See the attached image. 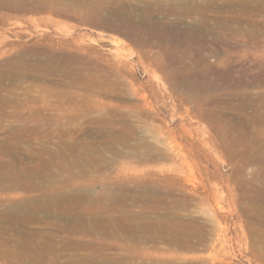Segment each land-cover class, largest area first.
I'll return each instance as SVG.
<instances>
[{
	"label": "rangeland",
	"instance_id": "374dc122",
	"mask_svg": "<svg viewBox=\"0 0 264 264\" xmlns=\"http://www.w3.org/2000/svg\"><path fill=\"white\" fill-rule=\"evenodd\" d=\"M63 4L73 5L75 17L53 15L50 21L46 19L49 22L34 23L27 15L0 25V51L5 53L0 56V68H8L4 76L0 70V183L2 177L9 185H0V264L51 263L32 260V253H43L42 247L26 249L17 244L19 228L35 233L30 243H43L48 234L55 237L53 246L61 256L51 255L56 261L51 264H65L72 255L90 259L75 264H264V176H260L264 175V0H63ZM23 53L30 54L24 60L28 64L38 57L55 62H40L46 65L42 69H20L17 56ZM147 112L155 118L148 119ZM102 117L127 124L93 123L94 118ZM117 128L131 132L127 143H114L122 155L103 146ZM100 129L109 132L107 138L98 136ZM147 143L162 151L154 150L155 160L149 162ZM180 154L190 159L184 161ZM260 154L263 161L257 164ZM76 158L91 162V169L79 182L83 189L91 188L94 197L103 185L114 188L119 178L127 183L133 180L128 185L136 189L142 182L158 178L165 190L175 188L174 192L187 194L188 206L179 205L176 215L200 227L203 244L188 250L143 237H122L121 233L116 238L78 232L71 214L65 212L67 205L60 200L51 208L64 212L60 218L39 213L40 222L13 223L2 217L6 208L22 214L17 203L50 196L60 186L51 177L31 176L29 182L24 176L27 185L20 187V174L46 173L47 164L50 172L60 171ZM259 169L263 171L253 175ZM66 175L64 171L63 180ZM193 183L200 186L198 193H194ZM32 185L39 188L29 187ZM246 185L257 186V229L246 214L248 197L241 196ZM95 201L82 206L89 213L87 224L93 222L92 212L104 211L99 219L104 216L102 219L112 218L110 221L129 210L147 212L133 199L122 203L108 200L105 204H110L115 215L107 217L106 206ZM146 216H126L124 220L144 222ZM91 242L92 246L101 242L105 252L100 253L96 244L95 250ZM100 255L113 258L94 262Z\"/></svg>",
	"mask_w": 264,
	"mask_h": 264
},
{
	"label": "bare ground",
	"instance_id": "6f19581e",
	"mask_svg": "<svg viewBox=\"0 0 264 264\" xmlns=\"http://www.w3.org/2000/svg\"><path fill=\"white\" fill-rule=\"evenodd\" d=\"M63 0H0V25L5 26L7 24L8 21L11 20L12 22V19H17L18 17L20 16H27V15H30V19H32V22L34 20V23H35V20H40V21H47L46 19H48L49 21L51 20V16H58V17H66V18H73L75 17V15L73 14H76L75 11H74V8L72 7L73 5H64V6H61V2ZM113 3V2H112ZM210 3V2H209ZM69 4V3H68ZM109 5V4H108ZM144 5V4H143ZM133 6V5H132ZM186 6V5H185ZM209 6V5H208ZM82 7V6H81ZM114 7V6H113ZM126 7V6H125ZM128 7V6H127ZM126 7V8H127ZM187 7V6H186ZM109 8V7H108ZM150 8V7H149ZM243 8V7H242ZM84 10V9H83ZM133 10V9H132ZM196 10V9H195ZM110 11V10H109ZM135 11V10H134ZM148 11V10H147ZM162 11V10H161ZM190 11V10H189ZM74 12V13H73ZM85 12V11H84ZM191 12V11H190ZM197 12V10H196ZM225 12V11H224ZM108 14V12H107ZM114 14V13H112ZM78 15V14H77ZM145 15V14H144ZM150 15V14H149ZM191 15V14H190ZM226 15V14H225ZM122 16V15H121ZM134 16V15H133ZM143 16V15H142ZM218 16V15H216ZM230 16V15H229ZM79 17V16H78ZM25 18V17H24ZM112 18V16H111ZM130 18V17H129ZM138 18V17H137ZM143 18V17H142ZM152 18V17H150ZM197 18V17H196ZM79 19V18H78ZM76 19V20H78ZM153 19V18H152ZM150 20V19H149ZM210 20V19H209ZM253 20V19H252ZM47 21V22H49ZM79 21V20H78ZM82 21V20H81ZM126 21V20H125ZM130 21V20H129ZM152 21V20H151ZM150 21V22H151ZM11 22L9 24H11ZM52 22H54L52 20ZM148 22V21H147ZM154 22V21H153ZM254 22V21H253ZM123 23V22H122ZM125 23V22H124ZM143 23V22H142ZM263 23V22H262ZM115 24V23H114ZM149 25V23H147ZM153 24V23H152ZM156 24V23H155ZM8 25V24H7ZM55 25V23H54ZM120 24H118V27H122V26H119ZM1 27V26H0ZM124 27V26H123ZM207 27V26H206ZM194 28V27H193ZM218 28V27H217ZM130 29V28H129ZM135 30V29H134ZM201 31V30H200ZM235 31V30H234ZM120 32V31H119ZM125 34H127L128 36L132 35L130 34L128 31H123ZM137 33V32H136ZM247 33V32H246ZM1 34V33H0ZM133 36V35H132ZM132 38V37H131ZM1 39H0V43H1ZM12 48V47H11ZM7 51V50H6ZM7 53V52H6ZM5 53H3L2 51H0V56L1 55H4ZM30 55V54H28ZM28 55L26 53H23L22 56L19 55L17 56L18 58V66L20 69H25V68H28L29 66H32V68L34 69H42V68H45L46 65H39V63H45L47 64L48 62L50 61H54V59H49L48 57L45 58V60H43L41 57H38V58H35L36 60H34L33 62L31 63H27V62H24V60H28ZM21 56V58H20ZM40 56V55H39ZM30 57V56H29ZM12 58V57H10ZM23 58V59H22ZM51 58V57H50ZM6 60V59H5ZM14 60V59H13ZM22 60V62H21ZM8 61V59H7ZM11 61V60H10ZM9 61V62H10ZM15 61V60H14ZM3 63V62H2ZM17 64V63H16ZM3 65V64H1ZM0 65V67H1ZM14 65V64H13ZM12 65V66H13ZM6 67V66H5ZM2 66V68H0L1 71V74L4 76V75H7L6 72L8 70V68H5ZM29 69V68H28ZM53 69V68H52ZM22 72V71H21ZM19 73V72H18ZM39 73V72H38ZM86 75V74H85ZM16 76V75H15ZM15 78V77H14ZM89 84V83H88ZM98 89V88H97ZM101 91V90H100ZM97 93V92H96ZM104 93V92H103ZM108 94V92H107ZM106 94V95H107ZM66 96V94H64ZM64 97V96H63ZM64 99V98H63ZM64 101V100H63ZM90 102V101H89ZM64 103V102H63ZM6 104V103H5ZM10 104V102H9ZM9 106V105H8ZM7 106V107H8ZM71 107V106H70ZM124 112V111H123ZM120 113V112H119ZM118 113V114H119ZM123 114V113H122ZM117 116V115H116ZM33 117V115H32ZM109 117V116H108ZM124 117V116H123ZM131 117V116H130ZM113 118V117H112ZM147 118L148 119H153L155 118V114H153L152 112H147ZM120 120V119H119ZM122 120V119H121ZM34 121V120H33ZM110 122V124L112 125H121L122 127H124L127 123L125 122V120H122L120 122H117L115 121V119H107L105 117H102V118H94L93 119V123H102V122ZM31 123V122H30ZM29 123V124H30ZM27 124V123H26ZM130 124V123H129ZM28 125V124H27ZM37 125V124H35ZM41 125V124H40ZM39 125V126H40ZM98 125V124H97ZM43 126V125H42ZM45 126V125H44ZM132 126V125H131ZM27 127V126H26ZM29 127V125H28ZM27 127V128H28ZM34 127V126H33ZM113 127V126H112ZM31 128V127H29ZM36 128V127H35ZM115 128V127H114ZM112 128V129H114ZM120 128V127H119ZM126 129L128 127H125ZM146 128V127H145ZM17 129V128H16ZM34 129V128H33ZM39 129V127H38ZM107 130V129H106ZM130 130V129H129ZM36 131V130H35ZM82 131V130H81ZM131 131V130H130ZM135 131V130H134ZM134 131H132L134 133ZM152 131V130H151ZM122 132V133H120ZM127 132V131H126ZM146 132V131H145ZM18 133V132H17ZM109 133V132H108ZM107 131H105V129L103 130H99L97 131V134L98 136H100L101 138L103 137H106L108 135ZM123 132L122 130H119L118 128L115 129L114 131L112 130V133H110V136H112V139L111 140H107L103 143V146L105 148H108V149H112V150H116L114 147V143L116 142H123V143H127V139L130 138L129 136L131 135L129 132V134ZM132 133V134H133ZM52 133H49V135H51ZM81 134V133H80ZM136 134V133H135ZM142 134V133H141ZM137 135V134H136ZM34 136V135H33ZM99 137V138H100ZM41 138V137H40ZM100 138V139H101ZM107 138V137H106ZM22 139V138H21ZM18 140V139H17ZM67 141V140H66ZM103 141V140H102ZM97 142V141H96ZM129 142V140H128ZM43 143V142H41ZM80 143V142H79ZM85 143V142H84ZM102 143V142H100ZM99 143V144H100ZM144 143V142H143ZM69 144V143H68ZM88 144H91L92 146V143H89ZM88 144H85V145H88ZM78 145V144H77ZM128 145V144H127ZM16 146V145H15ZM76 146V145H75ZM138 146V145H137ZM147 159L148 160L147 162L149 161H152L154 159V153L153 151L156 150L157 148L154 147L153 144L151 143H147ZM146 146H145V149H146ZM7 147V146H6ZM10 147V146H9ZM79 147V146H78ZM84 147V146H83ZM102 147V145H101ZM117 147V146H116ZM144 147V146H143ZM15 148V147H13ZM17 148V147H16ZM19 148V147H18ZM31 148V147H30ZM82 148V146H81ZM89 148V147H88ZM130 148V147H129ZM179 148V147H178ZM5 149V148H4ZM42 149V148H41ZM72 149H74V147H72ZM78 149V148H77ZM80 149V148H79ZM86 149V147H85ZM92 149V148H90ZM94 149V148H93ZM103 149V148H102ZM101 149V150H102ZM20 150V149H19ZM38 150V148H37ZM50 150V149H49ZM84 150V148L82 149ZM107 150V149H106ZM160 151V149H157V151ZM21 151V150H20ZM64 151V150H63ZM81 151V150H80ZM93 151V150H92ZM155 151V152H157ZM181 151V150H180ZM259 151V150H258ZM23 152V151H22ZM78 152V151H77ZM91 152V151H90ZM94 152V151H93ZM119 155H122V152L121 150L117 151ZM162 152V151H160ZM158 152V153H160ZM260 152V151H259ZM12 153V152H11ZM21 153V152H20ZM82 153V152H81ZM86 153V152H85ZM157 153V155H158ZM165 153V152H164ZM181 153V152H180ZM78 154V153H76ZM88 154V153H87ZM86 154V155H87ZM126 154V153H125ZM74 155V154H73ZM85 155V156H86ZM183 156V159L184 161L188 160L187 158L190 159V157H187L186 154H180ZM185 155V156H184ZM253 155V154H252ZM259 155V154H258ZM90 157H92L91 155H89ZM105 156V155H104ZM130 156V155H129ZM128 156V158H129ZM159 156V155H158ZM190 156V155H189ZM257 156V155H256ZM255 156V157H256ZM84 157V156H83ZM88 157V156H87ZM167 158L168 155L166 156ZM237 157V156H236ZM242 157V156H241ZM98 158V157H97ZM144 158V157H142ZM253 158V157H252ZM15 159V158H14ZM32 159V158H31ZM50 159V158H49ZM81 158H76L74 159V161H71V163L68 165V167H61L60 171H52L50 172L48 169H50L48 166L49 164H47L46 167H44L43 170H46V173L45 172H37L36 174H20L21 176V180L19 179L20 181V184L19 186L22 187V186H26L27 182H25V177H27V180L29 182H31V178L33 176H39L40 178H43L44 176L45 177H51L52 178V181L54 183H59L60 186L56 189H54L52 192V194H50V196H43V197H40V198H37L36 200L30 202V203H26V202H23V203H17V205H20L21 206V210L23 211L22 214H20L21 211L19 212H15L13 210H10L9 208H6L4 209L3 213H2V217L4 219H6L8 222H13V223H16V222H21V221H25V220H29L31 222H40L42 221L41 218L39 217V213H46V214H51L53 216H51L52 218H60V216L64 213L63 211H60V212H53L51 211V208L52 206H54L57 202V200L64 204V205H67L68 209L65 211L68 214H71L69 216V218H72V224L75 225L72 226L74 227V230H88V231H91L93 233L97 232L99 236H103V234L107 233V234H111V235H116L120 233L123 234L122 237H124V234L125 236H127L128 238H131V239H137V238H145V239H148L150 241H153V242H156V241H162V242H167L168 244H170L171 246H175V247H179V248H183V249H188V250H195L197 248H199L202 244H203V237L201 236V234L199 233V228H197V226L195 225V223H192L191 221L190 222H186V221H181L180 218H179V215H176V209L178 208L179 205L181 204H184L186 206H188V197H187V194H184V193H176L174 192V189L170 190V191H167L165 190L163 187H161L158 183L159 181L158 178L157 180H152L150 179V181H147L146 182H142L144 183L143 186H141V188H132L131 185H128V183H131L130 180H128L129 182L127 183V181L123 180L122 179L120 180V178L118 179V181L114 182L113 184H115V187L114 188H110L108 185H103V190L102 192H99V194L94 197L93 196V192L91 190V188H85L83 189V187H81V183L79 182L80 179H82V177L84 178V176L88 173V168L91 169V165H89V163L91 162H84V161H81L80 160ZM89 159V158H88ZM87 159V160H88ZM91 159V158H90ZM89 159V160H90ZM94 159V157H93ZM145 159V158H144ZM158 159V158H157ZM248 159V157H247ZM257 161L256 163L257 164H261L262 161H263V156H257ZM86 160V158H85ZM86 160V161H87ZM96 160V159H95ZM143 159H141L142 161ZM145 160V161H146ZM155 160V159H154ZM166 160V159H164ZM173 160V159H171ZM194 160V159H193ZM92 161V160H91ZM103 161V160H102ZM195 161V160H194ZM200 161V159H199ZM189 162V161H187ZM185 162V163H187ZM192 164L194 163L196 165L197 160H196V163L195 162H192L190 161ZM255 162V160H254ZM254 162H251V163H254ZM42 163V162H41ZM184 163V164H185ZM200 163V162H199ZM62 164V163H61ZM98 164V162H97ZM150 164V163H149ZM153 164V163H152ZM188 164V163H187ZM190 164V163H189ZM191 164V165H192ZM243 164V163H242ZM250 164V163H249ZM96 165V164H95ZM148 165V164H147ZM233 165V164H232ZM248 165V164H246ZM91 166V167H90ZM109 166V164H108ZM190 165H188L189 167ZM243 166V165H242ZM249 166V165H248ZM95 167V166H94ZM149 169H150V166H148ZM158 167V166H157ZM191 167V166H190ZM98 168V166H97ZM152 168V167H151ZM154 168V167H153ZM172 168V167H171ZM75 169H78V173L75 172ZM101 169V168H100ZM106 169V168H105ZM155 169V168H154ZM173 169V168H172ZM243 169V168H241ZM157 170V169H156ZM159 170V169H158ZM66 171L67 175L65 176L64 180H63V176H61L63 174V172ZM90 171V170H89ZM153 171V170H152ZM162 171V170H161ZM175 172V170H173ZM172 171V172H173ZM238 171V170H237ZM236 171V172H237ZM256 170H254L255 172ZM263 170L262 169H259L258 172H255L253 175H259L260 172H262ZM168 172V171H167ZM173 172V173H174ZM242 172V171H241ZM22 173V172H21ZM112 173V172H111ZM153 173V172H152ZM164 171H163V175H164ZM201 173V172H200ZM6 174V173H5ZM65 174V173H64ZM190 174L191 176L194 175V171L192 168H190ZM249 174V173H247ZM90 175V174H88ZM151 175V174H150ZM239 175V174H238ZM252 175V174H251ZM252 175V176H253ZM257 175V176H258ZM2 176V175H0ZM32 176V177H31ZM162 176V175H161ZM171 177L173 175H170ZM241 176V175H240ZM239 176V177H240ZM254 177V178H257ZM260 176H264V175H260ZM88 177V176H87ZM114 177V176H113ZM160 178V175L158 176ZM163 177V176H162ZM247 177V176H246ZM34 178V177H33ZM32 178V179H33ZM152 178V177H151ZM1 183L0 185L2 186H9L6 184V181L5 179H3L1 177ZM9 179L10 181V178H7ZM72 179L75 180V182H72ZM125 179V178H124ZM148 179V180H149ZM163 179V178H161ZM165 179V178H164ZM71 180V181H70ZM73 180V181H74ZM143 180V179H141ZM146 180V179H145ZM177 180V179H176ZM257 180V179H256ZM13 181V180H12ZM15 181V180H14ZM162 181V180H161ZM166 181V180H165ZM188 181H190L188 179ZM249 181V180H248ZM255 181V180H254ZM16 182V181H15ZM17 182H18V179H17ZM138 182V181H137ZM136 182V183H137ZM170 182V181H169ZM174 182V181H173ZM177 182V181H176ZM245 182V181H244ZM141 183V182H140ZM141 183V184H142ZM162 183H165V182H161V185ZM248 183V182H247ZM66 184V185H64ZM102 184V183H101ZM105 184V183H103ZM109 184V183H108ZM133 184V182H132ZM138 184V183H137ZM166 184V183H165ZM168 184V183H167ZM166 184V185H167ZM173 184V183H172ZM172 184L170 183V186H172ZM176 184V183H175ZM244 184V183H243ZM250 184V183H248ZM63 185V186H62ZM179 185V184H178ZM176 185V186H178ZM252 185V184H251ZM140 186V185H139ZM240 186V185H239ZM247 186V185H246ZM253 186V185H252ZM29 187H36L35 185H32V186H29ZM85 187V186H84ZM173 187V186H172ZM200 186L197 185L196 183H193V190H194V193L197 192L200 190L199 188ZM257 188V186H255ZM36 188H39V187H36ZM67 188V189H66ZM180 188V187H179ZM241 188H242V185H241ZM256 188H252L250 186H247L245 187L243 190H242V193H241V196L243 198H245L246 196L248 197V200H249V203L247 205V208H246V214L249 216L248 219H252V226H255V221L257 220L256 217L258 216V212L256 211V205L258 204V195L256 194V192L258 191ZM184 190V187L183 189ZM187 191V190H186ZM240 191V190H239ZM96 193V192H95ZM240 193V192H239ZM262 193V192H261ZM259 194V193H258ZM263 194V193H262ZM200 196V195H199ZM238 196V195H237ZM261 197V196H260ZM264 197V196H263ZM93 198H95L94 200H96L97 202H103V206H106L103 210H106L107 214L105 216L108 217V214H114L113 209L110 208V204H105L107 203L108 200H111L112 202L116 201V202H125L127 201L128 199H133L134 202L136 204H142L143 207H145V209L147 210L146 211H138V212H135V211H132V210H129L126 214H121L119 216H117L116 218H114L115 220H112L110 221L109 219H112V218H109L108 220L107 219H102V215H101V219H99L100 217V214L101 213H104V211H98V210H95V211H98V212H90V214H92L93 216H91L93 218V222L92 224H87L86 222V215L88 216L89 213H87L86 209L84 210L82 208V206L85 204V203H88L89 201L93 202ZM93 200V201H92ZM240 200V199H239ZM95 201V202H96ZM130 201V200H129ZM245 201V200H244ZM35 202L33 204V206L31 207L32 203ZM30 207H29V206ZM86 205V204H85ZM135 205V204H133ZM171 205H173L172 207H170ZM66 207V208H67ZM86 207V206H85ZM242 207V206H241ZM100 208V207H99ZM98 208V209H99ZM132 208V207H131ZM134 208V207H133ZM142 208V207H141ZM264 208V207H263ZM88 209V208H87ZM92 209V208H91ZM90 209V211H91ZM144 209V208H143ZM241 208H239L240 210ZM134 210V209H133ZM89 212V211H88ZM147 213V216H146V213ZM24 217H23V216ZM65 215V214H64ZM152 215H156L159 217V219L157 220H154L152 218ZM112 215H110L111 217ZM128 216H130L131 218H136V219H142L144 218L145 216L147 217L148 221H144V222H126L124 219H126ZM1 217V216H0ZM89 217V216H88ZM255 217V218H254ZM67 218V219H69ZM91 218V219H92ZM128 219V218H127ZM192 219V218H191ZM208 219V218H207ZM260 219V218H259ZM57 220V219H56ZM60 220V219H58ZM90 220V219H89ZM124 220V221H123ZM92 221V220H91ZM249 221V220H248ZM260 221V220H259ZM258 221V222H259ZM25 223V222H24ZM72 224H68L70 225V228H71V225ZM249 224H250V221H249ZM257 224V223H256ZM65 225V224H64ZM90 225V228H88ZM259 225V224H258ZM59 226V225H58ZM63 227V225L61 226V228ZM68 227V226H66ZM69 228V230H70ZM249 228V226H248ZM57 229V228H56ZM59 229V228H58ZM63 229V228H62ZM61 229V230H62ZM65 229V228H64ZM68 229V228H66ZM73 229V228H71ZM254 229V228H253ZM257 229V228H256ZM60 230V231H61ZM73 230V231H74ZM255 230V229H254ZM18 234L21 235V238H19V240L17 241L18 243L17 244H21V246L25 247L26 249H34V248H43V253L40 252V255L38 253H29L31 254V257L32 255H34L32 258L33 261H36L37 263L40 262H43V263H46V262H49L51 261L52 262H56V261H53L51 260V255L53 256H57L59 255L58 251H55L54 249V238L53 237H49V234H48V237L47 238H44V242L40 243V244H37L36 242L34 243H30V240L33 241V235L35 233L33 232H29L23 228H19L16 230ZM67 232V230L65 231ZM71 232V230H70ZM76 232V231H74ZM79 232V231H78ZM82 232V231H81ZM84 232V231H83ZM90 232V233H91ZM261 232V231H260ZM89 233V232H88ZM258 233V232H257ZM84 234V233H83ZM86 234V232H85ZM96 234V233H95ZM53 235V234H52ZM118 235V237H119ZM43 236V234H42ZM92 236V235H91ZM94 236V235H93ZM110 236V235H109ZM112 236L115 240V237ZM204 236V235H203ZM39 237V236H38ZM111 237V238H112ZM97 238V237H96ZM107 238L108 235H107ZM117 238V237H116ZM126 238V237H125ZM207 238V237H206ZM67 239V238H65ZM121 239V238H120ZM127 239V238H126ZM101 240V239H100ZM125 239H123L122 241H124ZM140 240V239H139ZM40 241V240H39ZM42 241V240H41ZM68 241V240H67ZM117 241V240H116ZM121 241V240H120ZM56 242V241H55ZM64 242V241H63ZM207 242V241H206ZM205 242V243H206ZM39 243V242H38ZM101 243V242H100ZM99 243V244H100ZM161 243V242H160ZM62 244V243H61ZM60 244V245H61ZM69 243H67L68 245ZM76 244V243H75ZM84 243H82L83 245ZM92 242L90 243V246ZM96 244V242H95ZM94 244V245H95ZM99 244H96V246L98 245V248L97 250H99L100 253H102L101 251H103L104 247L105 246H99ZM103 244V243H102ZM124 244V243H123ZM122 244V245H123ZM42 245V246H41ZM58 245V244H57ZM66 245V246H67ZM79 245V243H78ZM82 245H80L82 247ZM93 245V246H94ZM106 245V244H105ZM113 245V244H112ZM120 245V246H122ZM64 246V245H63ZM73 246H75L73 244ZM89 246V248H90ZM92 246V247H93ZM96 246H94V249L96 248ZM126 247V245H124ZM69 247V246H68ZM76 247V246H75ZM74 247V248H75ZM78 247V246H77ZM87 247H88V244H87ZM108 247V246H106ZM124 247V248H125ZM257 247V245L255 246ZM21 248V247H20ZM24 248V249H25ZM41 248V249H42ZM62 248V247H61ZM67 248V247H66ZM85 248H86V244H85ZM130 248V247H129ZM57 249V248H56ZM70 249V248H68ZM83 249V248H82ZM92 250H94L93 248H91ZM127 249V248H126ZM203 249V248H202ZM85 250V249H84ZM96 250V249H95ZM105 250V249H104ZM107 250V249H106ZM4 251V250H3ZM46 251V252H45ZM61 251V250H60ZM254 251H257V250H254ZM11 252V251H10ZM22 252V251H21ZM93 252V251H92ZM105 252V251H103ZM47 253H49V255H46ZM255 253V252H254ZM29 254H23V253H20L19 256H28ZM11 256V255H10ZM61 255H59L60 257ZM97 256V255H95ZM94 256V257H95ZM101 256V255H100ZM7 257V256H6ZM14 257V256H13ZM58 257V258H59ZM15 258V257H14ZM113 257H107V256H101V258H93L94 259V262H98V263H101V262H109ZM116 258V257H115ZM114 258V259H115ZM125 258V257H124ZM216 258V257H214ZM219 258V257H218ZM92 259V260H93ZM113 259V260H114ZM123 259V258H122ZM28 260V259H27ZM31 260V259H30ZM55 260V259H54ZM57 260V259H56ZM59 260V259H58ZM90 259L89 258H85V257H81V256H73L69 259L66 260L65 264H75V263H82V262H85V261H89ZM112 260V261H113ZM191 260V258L189 259ZM200 260V259H199ZM62 261V260H61ZM64 261V260H63ZM101 261V262H100ZM118 261V259H117ZM120 261V260H119ZM123 261V260H122ZM125 261V260H124ZM215 261V260H214ZM93 262V261H92ZM116 262V261H115ZM170 262V261H169ZM183 262V261H182ZM187 262V261H186ZM198 262V261H196ZM50 263V264H51ZM59 263V262H58ZM57 263V264H58ZM63 264V262H60L59 264ZM90 263V262H89ZM117 263V262H116ZM185 263V262H184ZM192 263V262H191ZM200 263V262H199ZM32 264V263H31ZM55 264V263H53ZM88 264V263H87ZM97 264V263H96ZM106 264V263H105ZM188 264V263H187Z\"/></svg>",
	"mask_w": 264,
	"mask_h": 264
}]
</instances>
